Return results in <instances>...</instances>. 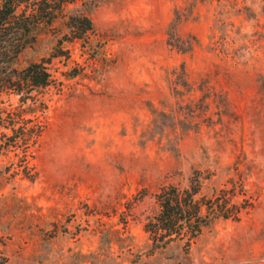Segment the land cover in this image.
Returning <instances> with one entry per match:
<instances>
[{
    "label": "rangeland",
    "instance_id": "obj_1",
    "mask_svg": "<svg viewBox=\"0 0 264 264\" xmlns=\"http://www.w3.org/2000/svg\"><path fill=\"white\" fill-rule=\"evenodd\" d=\"M78 13L95 36L52 62L60 85L35 104L1 97L3 117L21 111L42 132L29 171L24 146L0 158V264H264V0H84L16 67L49 57ZM236 163L253 208L187 252H150L143 226L159 189L200 171L209 195Z\"/></svg>",
    "mask_w": 264,
    "mask_h": 264
},
{
    "label": "trees",
    "instance_id": "obj_2",
    "mask_svg": "<svg viewBox=\"0 0 264 264\" xmlns=\"http://www.w3.org/2000/svg\"><path fill=\"white\" fill-rule=\"evenodd\" d=\"M84 0H0V103L3 94L19 96L22 103L37 102L36 92L51 85H60L51 71L54 60L70 59L65 44L81 41L91 43L95 28L84 13L68 16L64 23L65 33L58 39L49 57L31 63L22 69L16 67L19 54L35 41L43 28H51L69 5ZM218 2L220 0H217ZM179 48V47H178ZM77 76L76 70L68 75ZM0 109V127L10 129L12 136L1 135L0 158L12 150L24 146V168L29 171L27 152L29 142L42 132V125L33 119H25L22 112L7 113ZM235 164V176L222 187L203 191L204 182L211 174L203 176L195 171L185 187L168 185L154 195L157 213L143 226L150 242V252L165 250L179 243L187 252L200 238L204 229L218 220L239 221L253 208L252 197L245 190V178ZM26 172V178L31 175Z\"/></svg>",
    "mask_w": 264,
    "mask_h": 264
}]
</instances>
